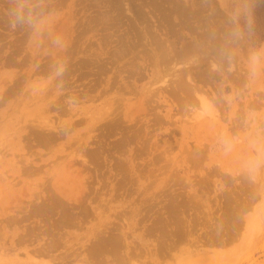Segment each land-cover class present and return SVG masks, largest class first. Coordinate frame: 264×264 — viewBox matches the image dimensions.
Here are the masks:
<instances>
[{
    "label": "rangeland",
    "instance_id": "1",
    "mask_svg": "<svg viewBox=\"0 0 264 264\" xmlns=\"http://www.w3.org/2000/svg\"><path fill=\"white\" fill-rule=\"evenodd\" d=\"M259 5L0 0V264H264Z\"/></svg>",
    "mask_w": 264,
    "mask_h": 264
},
{
    "label": "trees",
    "instance_id": "2",
    "mask_svg": "<svg viewBox=\"0 0 264 264\" xmlns=\"http://www.w3.org/2000/svg\"><path fill=\"white\" fill-rule=\"evenodd\" d=\"M255 13L257 14V23L264 26V0H260V5L255 8Z\"/></svg>",
    "mask_w": 264,
    "mask_h": 264
},
{
    "label": "clouds",
    "instance_id": "3",
    "mask_svg": "<svg viewBox=\"0 0 264 264\" xmlns=\"http://www.w3.org/2000/svg\"><path fill=\"white\" fill-rule=\"evenodd\" d=\"M16 21H17V23H23L24 22V16L22 13H20V12L16 13Z\"/></svg>",
    "mask_w": 264,
    "mask_h": 264
},
{
    "label": "bare ground",
    "instance_id": "4",
    "mask_svg": "<svg viewBox=\"0 0 264 264\" xmlns=\"http://www.w3.org/2000/svg\"><path fill=\"white\" fill-rule=\"evenodd\" d=\"M197 116H198V114H197ZM214 116H211V118H213ZM211 120H213V119H211Z\"/></svg>",
    "mask_w": 264,
    "mask_h": 264
}]
</instances>
